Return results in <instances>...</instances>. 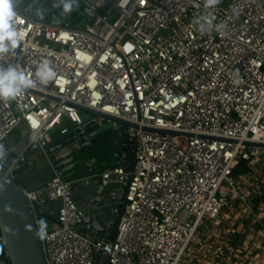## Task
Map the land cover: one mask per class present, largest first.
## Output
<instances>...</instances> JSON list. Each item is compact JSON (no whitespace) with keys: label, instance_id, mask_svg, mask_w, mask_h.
<instances>
[{"label":"built area","instance_id":"1","mask_svg":"<svg viewBox=\"0 0 264 264\" xmlns=\"http://www.w3.org/2000/svg\"><path fill=\"white\" fill-rule=\"evenodd\" d=\"M102 5L86 4L92 19L81 28L12 6L21 40L0 54V67L17 66L34 79L47 61L57 75L0 100V147L16 130L25 139L0 168L16 180L27 153H46L83 125L81 109L100 114L126 137L133 160L129 172L118 165L98 174L101 187L116 188L114 203L127 182L114 236L81 231L85 214L73 182L55 171L44 187L24 191L45 263L183 264L205 238L208 258L222 264L211 250L224 240L214 229L209 240L211 228L225 210L250 207L245 188L264 195V149L256 147L264 146V0H219L210 9L205 0H111L99 14ZM203 16L212 20L210 31L199 30ZM0 248L9 260L3 241Z\"/></svg>","mask_w":264,"mask_h":264},{"label":"water","instance_id":"2","mask_svg":"<svg viewBox=\"0 0 264 264\" xmlns=\"http://www.w3.org/2000/svg\"><path fill=\"white\" fill-rule=\"evenodd\" d=\"M91 2L94 3L95 1L74 0L73 9L68 13L64 12L63 0H12V6L29 18L50 23L60 22L61 24L81 28L90 24L89 21L92 19L86 11V4ZM103 2L107 6L111 5V0H103ZM80 111L84 114L83 125L75 128L67 135L53 140L45 148L46 155L51 160V168L63 180L76 177L82 179L94 178L103 169L118 165H122L126 172L131 171L133 166L132 154L130 148L126 146L125 136L115 145L118 149L112 153L109 162L92 164L91 168L86 171L78 170L81 163L77 161L76 157L90 150L106 137L115 134L111 124L107 123L108 118L92 111L84 109ZM96 118H101L103 121L98 124ZM111 121L129 127L128 124L123 122ZM256 147L264 149L263 145ZM126 187L127 182L122 186L120 195L114 203V216L110 229L106 234L108 239L113 238L122 213ZM89 221H91V217H86L84 224ZM92 228L98 234H103L98 221H93ZM2 241L7 247L9 260L4 258V253L0 248V264H46L35 219L24 190L15 179L5 175L0 168V244ZM107 263L108 259L104 257L98 264Z\"/></svg>","mask_w":264,"mask_h":264},{"label":"crops","instance_id":"3","mask_svg":"<svg viewBox=\"0 0 264 264\" xmlns=\"http://www.w3.org/2000/svg\"><path fill=\"white\" fill-rule=\"evenodd\" d=\"M107 7L104 3L97 9V12L103 14ZM19 134L22 138L17 146L8 143L0 147L1 160L14 158L22 150L25 139L21 132ZM115 138L114 146L120 141L117 135ZM109 142L106 139L104 144ZM26 159L27 164L17 175L16 182L24 191L32 192L44 187L53 177L55 171L51 168V160L46 153L30 152L26 154ZM100 159L102 161H99L98 164L110 161L107 154L101 156ZM90 168L91 165H88L84 170ZM70 181L73 182L72 195L77 207L85 214V218L91 217V221L83 223L81 231L94 237L106 236L114 216L115 204L111 201V196L115 194L116 188L113 186L101 187L98 176L89 179L76 177ZM246 189L242 191V194L247 197L250 207L237 204L232 210H225L209 232V240H216L212 233L213 229L215 235L224 240V244H222L223 241L218 238L219 243L215 244L211 250L216 255H221V257L223 255L225 261L221 262L222 264H250L247 253L252 255L251 259L254 264H257L262 254L259 247L264 243V195L253 197L251 189ZM52 207L54 208V206ZM93 221H98L103 234H98L92 228ZM182 261L183 264H213L212 258H208L206 239L203 238L199 245L194 244Z\"/></svg>","mask_w":264,"mask_h":264},{"label":"clouds","instance_id":"4","mask_svg":"<svg viewBox=\"0 0 264 264\" xmlns=\"http://www.w3.org/2000/svg\"><path fill=\"white\" fill-rule=\"evenodd\" d=\"M74 0H63L65 13L71 12ZM219 0H205V8H213ZM15 12L12 7V0H0V54L8 53L15 49L21 40V33L13 25ZM201 32L210 31L214 25L208 16H203L197 20ZM217 29L222 25L215 26ZM57 73L47 61L40 64L35 73V78H30L17 66L0 67V100H13L28 89L37 86H47L55 79ZM41 225L46 227V222L41 221Z\"/></svg>","mask_w":264,"mask_h":264},{"label":"rangeland","instance_id":"5","mask_svg":"<svg viewBox=\"0 0 264 264\" xmlns=\"http://www.w3.org/2000/svg\"><path fill=\"white\" fill-rule=\"evenodd\" d=\"M96 1V0H93ZM227 0H224L226 2ZM20 131H15L9 138L6 140L4 144H12V146H17L21 141V136L19 134ZM108 139L110 142L108 144H104L105 140ZM104 141L98 142L95 146H93L90 150L84 152L80 156L76 157L77 161L81 163L79 167V171L84 170L88 165L98 164L101 156L107 154L108 160L111 159V155L115 152L118 147L113 146L115 143V135H112L106 138ZM113 146V147H112ZM19 173H17L18 175ZM16 175V177H17Z\"/></svg>","mask_w":264,"mask_h":264}]
</instances>
